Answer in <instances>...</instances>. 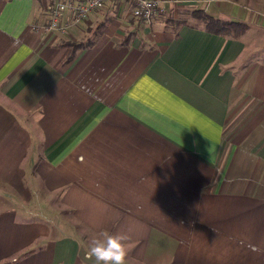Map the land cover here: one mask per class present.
Returning <instances> with one entry per match:
<instances>
[{
  "label": "crops",
  "instance_id": "1",
  "mask_svg": "<svg viewBox=\"0 0 264 264\" xmlns=\"http://www.w3.org/2000/svg\"><path fill=\"white\" fill-rule=\"evenodd\" d=\"M53 1L0 0V264H94L105 232L127 264H264V0L117 1L64 33Z\"/></svg>",
  "mask_w": 264,
  "mask_h": 264
},
{
  "label": "built area",
  "instance_id": "2",
  "mask_svg": "<svg viewBox=\"0 0 264 264\" xmlns=\"http://www.w3.org/2000/svg\"><path fill=\"white\" fill-rule=\"evenodd\" d=\"M128 1L132 4V15L145 22L167 13L169 7L194 4L207 9L217 0H147L148 7H141L139 0H54L48 7V21L42 26L43 31L66 32L68 24H79L88 15L97 10H103L109 3ZM69 16L70 23L63 22Z\"/></svg>",
  "mask_w": 264,
  "mask_h": 264
},
{
  "label": "clouds",
  "instance_id": "3",
  "mask_svg": "<svg viewBox=\"0 0 264 264\" xmlns=\"http://www.w3.org/2000/svg\"><path fill=\"white\" fill-rule=\"evenodd\" d=\"M141 7L147 8V0H139ZM103 238H93L87 248V257L94 264H127L129 242L131 237L127 233L109 235L100 234Z\"/></svg>",
  "mask_w": 264,
  "mask_h": 264
},
{
  "label": "trees",
  "instance_id": "4",
  "mask_svg": "<svg viewBox=\"0 0 264 264\" xmlns=\"http://www.w3.org/2000/svg\"><path fill=\"white\" fill-rule=\"evenodd\" d=\"M194 14H197L195 17L201 19L208 30L217 34H224V35H234L238 34L246 29V25L242 23L236 22H222L218 19L212 18L202 12L201 10L193 11ZM82 43L80 41H75L72 43L74 46H79Z\"/></svg>",
  "mask_w": 264,
  "mask_h": 264
},
{
  "label": "rangeland",
  "instance_id": "5",
  "mask_svg": "<svg viewBox=\"0 0 264 264\" xmlns=\"http://www.w3.org/2000/svg\"><path fill=\"white\" fill-rule=\"evenodd\" d=\"M179 10L180 11L178 12V14L180 16H179L178 19H179V21H181V23H184V24H196V25L199 24V23L200 24L202 23V21H199L197 19L192 18L193 16L195 17L197 15V14H194V12H193L195 10L192 11L190 8H183V9H179ZM209 10H211V8ZM96 29H97L96 30L97 33L95 35H91L89 37V39H94V38H96L98 36V33L101 31V29L100 28H96ZM85 38L88 39V37L85 36L83 38V41H85Z\"/></svg>",
  "mask_w": 264,
  "mask_h": 264
}]
</instances>
